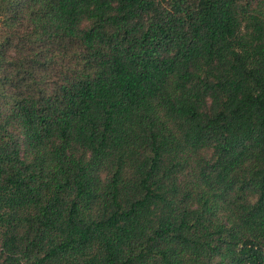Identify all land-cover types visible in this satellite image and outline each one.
Masks as SVG:
<instances>
[{
  "label": "trees",
  "instance_id": "trees-1",
  "mask_svg": "<svg viewBox=\"0 0 264 264\" xmlns=\"http://www.w3.org/2000/svg\"><path fill=\"white\" fill-rule=\"evenodd\" d=\"M0 264H264V0H0Z\"/></svg>",
  "mask_w": 264,
  "mask_h": 264
}]
</instances>
